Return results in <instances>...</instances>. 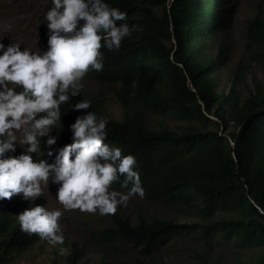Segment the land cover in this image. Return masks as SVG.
I'll return each mask as SVG.
<instances>
[{"label": "trees", "instance_id": "16d2710c", "mask_svg": "<svg viewBox=\"0 0 264 264\" xmlns=\"http://www.w3.org/2000/svg\"><path fill=\"white\" fill-rule=\"evenodd\" d=\"M229 1L104 0L126 12L127 19L117 23L131 29L118 50L101 49L103 70L84 78L113 88L123 112L120 121L106 119L105 143L135 157L143 200L199 221L179 224L138 213L133 223L119 209L103 215V224L82 231L100 251L96 264H116L105 258L128 247L140 257L123 264H155L149 259L160 248L194 236L201 248L194 253L195 264H226L211 250L215 243L231 242L240 249L256 248L249 264H264V84L256 74L251 85L246 83L254 68L264 72V9L242 25L243 57L227 91H218L215 76L231 55ZM84 100L90 102L87 111L104 118L101 96L80 91L60 106L61 121L50 134L57 143L45 147L38 160L53 163L58 150L72 142L70 125L86 114L72 109ZM166 118L184 125L170 129ZM113 189L128 191L119 182ZM18 196L0 200V264H10L12 255L40 239L21 231ZM79 245L65 243V264L82 261Z\"/></svg>", "mask_w": 264, "mask_h": 264}, {"label": "clouds", "instance_id": "9594fccd", "mask_svg": "<svg viewBox=\"0 0 264 264\" xmlns=\"http://www.w3.org/2000/svg\"><path fill=\"white\" fill-rule=\"evenodd\" d=\"M47 5L42 24L49 35L40 44L47 45V51L0 43V200L19 195L15 204L21 231L38 235L37 244L44 239L56 245L64 242L59 225L62 211L48 210L36 200L21 213L23 198L42 197L49 182L59 185L55 198L64 210L101 215L115 214L131 197L143 198L145 192L134 170L135 157L105 143L108 121L87 111V100L72 109L86 113L70 125L72 142L58 150L53 163L38 160L45 147L57 143L50 134L61 121L60 106L84 92L82 81H88L84 78L89 71L103 70L101 49L118 50L131 34L127 23H117L127 19L126 12L104 0H47ZM18 140L27 145L19 155ZM36 152L34 160L31 154ZM118 182L128 189L126 193L113 189Z\"/></svg>", "mask_w": 264, "mask_h": 264}, {"label": "rangeland", "instance_id": "374dc122", "mask_svg": "<svg viewBox=\"0 0 264 264\" xmlns=\"http://www.w3.org/2000/svg\"><path fill=\"white\" fill-rule=\"evenodd\" d=\"M228 5L233 14V28H231L229 37L232 45L231 55L226 66L215 76L218 91H227L232 74L236 70L238 62L243 57L244 46L241 40L242 25L253 17L259 8L264 9V0H230L227 2ZM47 7V0H0V43H3L5 47L10 43H17L21 49L28 48L33 52L37 50L41 52L47 51V45H40L45 37L48 39L49 35L47 26L44 29L42 24V16L47 10ZM24 37L27 39L25 40ZM254 72L251 71V73L247 74L246 83L251 85L252 76L256 74L255 78L264 84V72L259 68H254ZM82 84L83 88L81 90L85 93L101 95L103 101L102 113L106 119H114L117 121L122 119L123 112L115 100L113 88L106 89L89 81H82ZM20 90L17 88V91ZM154 120L155 118L152 117L151 122L153 123ZM163 123L170 129H177L184 125L182 122L170 118L164 119ZM149 126L155 129L153 125L149 124ZM19 135L17 133L18 137ZM17 147L18 155L27 149V145L20 144L19 140L17 141ZM37 153L31 154L34 160H36ZM58 187L59 185L49 182L48 188H45L42 197H38L35 200H25L23 198L24 207H22L21 213L27 209L25 207L33 204L36 200H39L41 205L45 206L48 210L62 211L63 214L59 220V225L60 234L63 235L64 239L63 244L53 245L43 239L39 244L13 256L10 264H65V257L67 255L65 243L73 240L79 241V246L82 249V261L79 264H96L98 262L100 251L91 242L89 245L87 238L82 236V231L88 226L89 228H97L100 223L103 224V215L99 212H81L78 209L64 210L55 198ZM118 209L128 215L133 223H135V218L138 213L151 217L158 216L171 219L179 224H191L199 221L198 218L192 215L169 211L159 204H151L136 196L131 197L126 206L121 205ZM96 217L98 218L95 219ZM200 251L201 248L197 241V236L187 237L172 240L168 245L160 248L149 261H153L155 264H195L194 253ZM256 253V248L240 249L234 242L229 244L215 243L211 250V255H221L226 264H249L254 260ZM137 257H140L139 254L132 247H128L126 251L118 254L115 251L112 252L105 260L116 264H123L134 261L132 259H136Z\"/></svg>", "mask_w": 264, "mask_h": 264}, {"label": "bare ground", "instance_id": "6f19581e", "mask_svg": "<svg viewBox=\"0 0 264 264\" xmlns=\"http://www.w3.org/2000/svg\"><path fill=\"white\" fill-rule=\"evenodd\" d=\"M172 1V0H171ZM16 16H18L17 14H16ZM19 17V16H18ZM24 25V24H23ZM15 28V27H14ZM16 29V28H15ZM17 30H18V27H17ZM17 30H16V33H17ZM24 39L26 40L27 38L26 37H24Z\"/></svg>", "mask_w": 264, "mask_h": 264}]
</instances>
